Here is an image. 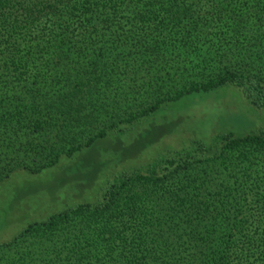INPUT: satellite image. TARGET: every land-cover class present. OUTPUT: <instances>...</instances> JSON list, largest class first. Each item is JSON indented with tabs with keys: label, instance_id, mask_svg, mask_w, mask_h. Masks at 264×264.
I'll return each mask as SVG.
<instances>
[{
	"label": "trees",
	"instance_id": "16d2710c",
	"mask_svg": "<svg viewBox=\"0 0 264 264\" xmlns=\"http://www.w3.org/2000/svg\"><path fill=\"white\" fill-rule=\"evenodd\" d=\"M229 84L264 107V0H0V184L59 167L70 199L99 186L0 264H264V129L127 165L160 138L146 119Z\"/></svg>",
	"mask_w": 264,
	"mask_h": 264
},
{
	"label": "rangeland",
	"instance_id": "374dc122",
	"mask_svg": "<svg viewBox=\"0 0 264 264\" xmlns=\"http://www.w3.org/2000/svg\"><path fill=\"white\" fill-rule=\"evenodd\" d=\"M261 129H264V107L250 104L234 85L189 94L145 120V135L150 138L156 133L160 138L127 165L147 163L169 149L195 140L209 141L223 133L242 136ZM143 133L134 128L121 140L135 147V139ZM62 173L59 167L46 168L38 174L18 171L0 184V242L12 238L32 218L42 219L68 204L94 198L97 185L92 191L70 199L67 185H59Z\"/></svg>",
	"mask_w": 264,
	"mask_h": 264
}]
</instances>
